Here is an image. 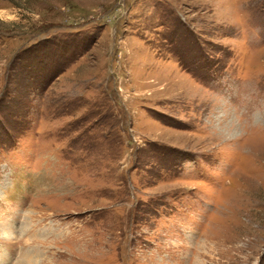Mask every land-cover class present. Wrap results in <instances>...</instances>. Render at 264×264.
<instances>
[{
	"label": "rangeland",
	"instance_id": "1",
	"mask_svg": "<svg viewBox=\"0 0 264 264\" xmlns=\"http://www.w3.org/2000/svg\"><path fill=\"white\" fill-rule=\"evenodd\" d=\"M264 264V0H0V264Z\"/></svg>",
	"mask_w": 264,
	"mask_h": 264
},
{
	"label": "bare ground",
	"instance_id": "2",
	"mask_svg": "<svg viewBox=\"0 0 264 264\" xmlns=\"http://www.w3.org/2000/svg\"><path fill=\"white\" fill-rule=\"evenodd\" d=\"M40 254L36 248L25 250L18 264H36V257Z\"/></svg>",
	"mask_w": 264,
	"mask_h": 264
}]
</instances>
